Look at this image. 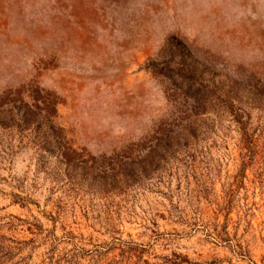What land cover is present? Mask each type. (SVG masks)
Returning <instances> with one entry per match:
<instances>
[{"label":"rangeland","instance_id":"obj_1","mask_svg":"<svg viewBox=\"0 0 264 264\" xmlns=\"http://www.w3.org/2000/svg\"><path fill=\"white\" fill-rule=\"evenodd\" d=\"M0 264H264V0H0Z\"/></svg>","mask_w":264,"mask_h":264}]
</instances>
